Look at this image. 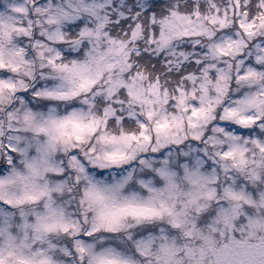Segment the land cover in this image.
Returning a JSON list of instances; mask_svg holds the SVG:
<instances>
[{
    "label": "snow or ice",
    "instance_id": "1",
    "mask_svg": "<svg viewBox=\"0 0 264 264\" xmlns=\"http://www.w3.org/2000/svg\"><path fill=\"white\" fill-rule=\"evenodd\" d=\"M0 264H264V0H0Z\"/></svg>",
    "mask_w": 264,
    "mask_h": 264
}]
</instances>
